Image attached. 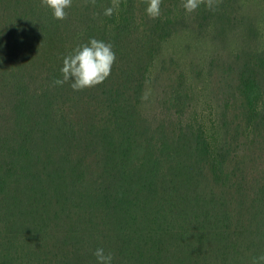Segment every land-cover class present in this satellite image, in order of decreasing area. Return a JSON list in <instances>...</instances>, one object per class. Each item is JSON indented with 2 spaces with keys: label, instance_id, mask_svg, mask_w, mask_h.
<instances>
[{
  "label": "trees",
  "instance_id": "trees-1",
  "mask_svg": "<svg viewBox=\"0 0 264 264\" xmlns=\"http://www.w3.org/2000/svg\"><path fill=\"white\" fill-rule=\"evenodd\" d=\"M147 2L72 0L56 20L41 0H0V264H95L97 247L114 264L264 254V48L239 76L240 106L225 119L234 135L212 150L184 118L192 92L172 61L155 78L166 89L153 121L142 97L178 25L202 26L228 0L190 14L183 0H162L155 19ZM92 37L116 53L109 77L81 91L54 86L63 55ZM253 117L255 138L239 154L237 123Z\"/></svg>",
  "mask_w": 264,
  "mask_h": 264
},
{
  "label": "rangeland",
  "instance_id": "rangeland-1",
  "mask_svg": "<svg viewBox=\"0 0 264 264\" xmlns=\"http://www.w3.org/2000/svg\"><path fill=\"white\" fill-rule=\"evenodd\" d=\"M186 22H181L160 48L150 71L153 81L149 82L143 110L151 121L161 114L163 108L157 101L166 87L161 85L157 90L155 78L163 64L172 61L185 88L192 92L184 118L204 130L210 147L215 150L225 131L234 135L226 128L225 119L233 118L240 106L239 76L249 68L255 53L264 48V0H228L226 9L204 25ZM241 122L242 125L237 123L239 154L255 138L249 135L255 118L248 124L243 119ZM256 164L264 169V159H258Z\"/></svg>",
  "mask_w": 264,
  "mask_h": 264
},
{
  "label": "clouds",
  "instance_id": "clouds-1",
  "mask_svg": "<svg viewBox=\"0 0 264 264\" xmlns=\"http://www.w3.org/2000/svg\"><path fill=\"white\" fill-rule=\"evenodd\" d=\"M51 10L52 18L64 20L72 5V0H41ZM162 0H148L145 9L147 15L153 19L161 16ZM220 0H183L182 7L186 14L195 12L201 4L208 10L216 12ZM118 5H112L104 9L105 16H111ZM2 46V45H0ZM116 59L111 43L89 38L85 44L78 45L67 54L63 55L62 67L59 69L62 77L54 78V86H62L69 83L73 91H81L85 88L96 86L109 77ZM147 99V96L142 97ZM93 256L95 264H114V255L103 247H97ZM251 264H264V254L252 258Z\"/></svg>",
  "mask_w": 264,
  "mask_h": 264
}]
</instances>
